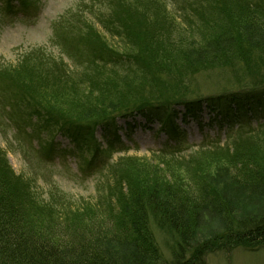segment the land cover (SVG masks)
Instances as JSON below:
<instances>
[{
  "label": "trees",
  "instance_id": "trees-1",
  "mask_svg": "<svg viewBox=\"0 0 264 264\" xmlns=\"http://www.w3.org/2000/svg\"><path fill=\"white\" fill-rule=\"evenodd\" d=\"M170 4L191 32L172 30ZM92 10L102 29L90 19L66 20L58 32L81 72L69 73L41 49L0 73L75 153H111L124 144L119 120L138 116L179 140L186 136L180 116L199 121L204 103L217 113L214 122L264 118V0H110ZM210 69L231 75L223 91L202 97L192 82ZM99 127L113 137L106 149ZM192 152L122 156L98 202L72 205L60 194L48 202L36 196L0 148V264H206L213 252L264 248V122ZM152 222L170 235V257Z\"/></svg>",
  "mask_w": 264,
  "mask_h": 264
},
{
  "label": "rangeland",
  "instance_id": "rangeland-1",
  "mask_svg": "<svg viewBox=\"0 0 264 264\" xmlns=\"http://www.w3.org/2000/svg\"><path fill=\"white\" fill-rule=\"evenodd\" d=\"M7 2L8 0H0V73L5 68L17 66L22 54L41 49L62 59L66 65L65 70L69 73H78L85 66L78 65L74 61L76 58L72 59L65 49H61L58 32L66 29V20L71 23L72 20L81 22L83 19H90L102 29L103 25L93 17L95 10L92 9L101 7L103 3L108 4L110 0H36L33 6H19L15 9H10ZM12 2L18 4L15 0ZM169 6L172 17L175 18L169 20L172 30L191 32L194 27H188L190 22L182 16L181 10L175 9L171 4ZM199 20L200 17L192 19L195 22ZM119 28L118 25L117 30ZM195 34L197 35L196 31ZM106 36L112 43L120 41L118 35L113 38L106 32ZM77 60L85 62L86 56ZM230 75L228 69L205 70L194 76L192 90L202 97L215 95L223 91L222 87L227 84ZM21 101L0 80V148L8 154L16 173L29 181L36 196L48 202L60 194L64 196L63 199L70 200L72 205L98 202L100 191L112 176V164L122 156L155 157L156 154H162L187 157L199 146L229 143L231 139L242 133L246 134L251 128H257L264 122L263 117H253L244 123L214 122L212 119L217 118V113L210 111L204 103L199 112V121L189 117L184 124L178 119L186 137L177 141L160 131L161 126L157 120L151 123L146 118L139 117L131 125L132 128L125 125V120H120L119 126L123 128L119 138L125 143L121 146L118 143L111 153L100 154L92 159L88 153H75L73 141L64 137L55 127L44 126L43 120L36 114H31ZM177 109L184 110L183 107ZM124 132H129L127 135L132 140H128ZM96 137L103 142V149H106V144L113 138L101 127L96 132ZM90 160L92 163L89 164ZM152 224L158 245L162 247L164 255L170 257V235L161 231L153 222ZM206 264H264V248L250 251L238 247L230 251L213 252L207 257Z\"/></svg>",
  "mask_w": 264,
  "mask_h": 264
}]
</instances>
